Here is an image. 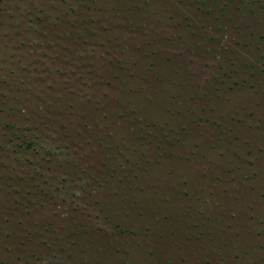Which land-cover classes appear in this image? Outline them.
Wrapping results in <instances>:
<instances>
[{
    "label": "rangeland",
    "instance_id": "1",
    "mask_svg": "<svg viewBox=\"0 0 264 264\" xmlns=\"http://www.w3.org/2000/svg\"><path fill=\"white\" fill-rule=\"evenodd\" d=\"M0 264H264V0H0Z\"/></svg>",
    "mask_w": 264,
    "mask_h": 264
}]
</instances>
